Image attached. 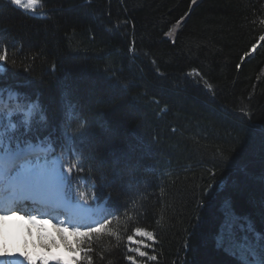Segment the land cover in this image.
I'll return each instance as SVG.
<instances>
[{
  "label": "trees",
  "instance_id": "1",
  "mask_svg": "<svg viewBox=\"0 0 264 264\" xmlns=\"http://www.w3.org/2000/svg\"><path fill=\"white\" fill-rule=\"evenodd\" d=\"M37 10L0 0L2 150L50 144L65 196L108 207L78 264H264V0Z\"/></svg>",
  "mask_w": 264,
  "mask_h": 264
},
{
  "label": "rangeland",
  "instance_id": "2",
  "mask_svg": "<svg viewBox=\"0 0 264 264\" xmlns=\"http://www.w3.org/2000/svg\"><path fill=\"white\" fill-rule=\"evenodd\" d=\"M8 1L11 2V0ZM37 8L38 5L34 11L25 9L23 10L38 14L39 12ZM175 30L176 26L174 25L170 30L173 34L171 36L165 35L166 38L173 39ZM0 69L3 68L0 67ZM15 96V94H12L11 98L14 99ZM19 112L24 113V111L21 109H19ZM12 117L13 112L4 113L3 118L7 121L4 126H11L10 120L12 119ZM37 157H39V164L46 165L48 170L52 172L53 176L60 181L58 187L60 188V190H63L64 185L58 167H55L54 169H49L47 165L48 163L46 164V155L44 154L42 149H38L31 156L33 164L37 162ZM54 160L55 159L53 157L49 158V162H54ZM3 189H9L13 194L22 193L19 190H15L10 181L5 182L4 184H0V194L1 190ZM68 192L70 196L74 198V202L81 203L77 200H79V198L81 197L86 196V191L77 192L72 188H69ZM80 193H84V195L81 196ZM47 196H49V194H42L41 196H36V199H40L42 197ZM58 197H60V195H58ZM58 202L63 204L61 200H58ZM105 209V206L100 207L98 209V212L101 211V217L98 219H92V222L89 225L83 224L80 226H73L71 223H67L66 218H63L62 215H56L52 213L47 215H41L39 212H37L19 218L20 216H15L14 214H12L13 209H9L7 207L5 208L0 205V259H2L4 264H11L9 256L10 253L7 252V250L2 251V244L5 243L3 245L5 246L10 243L12 244V246H15L16 248L20 249V245L21 243H23V246L25 245V247L20 251V256L22 257L20 261H22L23 264H29V261L25 259V256H30L32 258L33 264H41L40 257H46V252H49L50 250L55 249L56 247H60L61 250L55 251L53 255V257L59 258V261L53 259L55 264L63 263L72 258H78L79 260L80 254L78 252L69 251V248L76 250L77 245L79 244L80 240L82 239L85 233H88L90 229L100 230L103 227L106 221V215L104 213ZM29 216H34L36 222H30V220L28 219Z\"/></svg>",
  "mask_w": 264,
  "mask_h": 264
},
{
  "label": "snow or ice",
  "instance_id": "3",
  "mask_svg": "<svg viewBox=\"0 0 264 264\" xmlns=\"http://www.w3.org/2000/svg\"><path fill=\"white\" fill-rule=\"evenodd\" d=\"M11 3L19 8L34 11L39 3V0H11ZM193 3H195V0H193ZM172 34V31L166 33V35L169 36ZM261 39L264 40V37H261ZM253 47H255V45ZM6 59L7 55L5 50V52L0 53V62H5ZM237 67H239V65ZM208 87L211 86L208 85ZM31 107L32 106H29V111L24 113L26 117L31 114ZM11 127L14 128L15 125H11ZM2 149L3 133L0 132V184L10 181L13 188L22 193L50 194L54 191H58L60 181L53 176L52 172L48 170L46 165L39 164V157H37V162L33 164L31 156L34 154V151L30 146L27 148H21L17 145V149L15 151H12L11 149ZM53 164H55V161ZM73 167H79V161H77ZM80 195L83 196L84 193H80ZM12 214L15 213L13 212ZM28 219L32 223L36 222L34 216H29ZM89 231H99V229H90ZM135 233L145 236L150 241L155 240L152 232H147L137 228L135 229ZM84 235L87 236L88 233H85ZM257 239H260L259 235H257ZM131 240L132 237L130 236L129 241ZM219 242H223V237L220 238ZM144 246L147 247V245ZM83 247V243L81 242L77 250H83ZM240 247L244 248L245 245L241 244ZM69 251H73V249L69 248ZM136 251L140 256L146 255V253L141 251L139 248H137ZM25 259L29 261V264H33L30 256H25ZM51 259L59 261L58 257H52ZM152 259H155V257H152ZM40 260L41 264H48L49 258L41 256ZM63 264H78V258H72L63 262Z\"/></svg>",
  "mask_w": 264,
  "mask_h": 264
},
{
  "label": "bare ground",
  "instance_id": "4",
  "mask_svg": "<svg viewBox=\"0 0 264 264\" xmlns=\"http://www.w3.org/2000/svg\"><path fill=\"white\" fill-rule=\"evenodd\" d=\"M6 192H3L2 196L5 195V197H2V203H0V205H3V207H8V208H11L13 207V205H8V203L12 200H15V201H18V200H21V199H27V198H31L33 196H41L42 194H36V193H28L25 192V193H21V194H13V193H8V194H5ZM74 206L75 208H78L80 205L78 203H74ZM82 206V205H81ZM70 210V209H69Z\"/></svg>",
  "mask_w": 264,
  "mask_h": 264
},
{
  "label": "water",
  "instance_id": "5",
  "mask_svg": "<svg viewBox=\"0 0 264 264\" xmlns=\"http://www.w3.org/2000/svg\"><path fill=\"white\" fill-rule=\"evenodd\" d=\"M257 47H258V43L255 44V47H252V48L250 49V54H251V55L255 52V50L257 49Z\"/></svg>",
  "mask_w": 264,
  "mask_h": 264
}]
</instances>
